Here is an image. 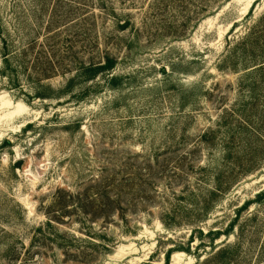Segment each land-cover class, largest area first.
<instances>
[{"label": "rangeland", "instance_id": "374dc122", "mask_svg": "<svg viewBox=\"0 0 264 264\" xmlns=\"http://www.w3.org/2000/svg\"><path fill=\"white\" fill-rule=\"evenodd\" d=\"M0 264H264V0H0Z\"/></svg>", "mask_w": 264, "mask_h": 264}, {"label": "trees", "instance_id": "16d2710c", "mask_svg": "<svg viewBox=\"0 0 264 264\" xmlns=\"http://www.w3.org/2000/svg\"><path fill=\"white\" fill-rule=\"evenodd\" d=\"M115 65V61L114 59L108 57L106 62L104 64L101 65H91L89 66L86 70V73H90V77L96 75L97 72L100 71H105V70H110L114 67ZM39 73V72H38ZM92 189H88L86 192H84L83 194L79 195V196H74V195H69V198L72 200H75L74 198H76L77 203L76 205L78 207H81L83 210L87 209V207H90L89 205H92V207L96 208V209H100V207L98 205H96L98 203V201L96 199H94V197H97V193L95 194V196H93L91 194ZM84 196V199H82L81 197ZM65 205V203L62 204V206ZM220 252V250H219Z\"/></svg>", "mask_w": 264, "mask_h": 264}]
</instances>
